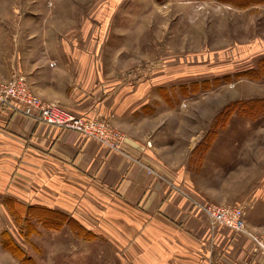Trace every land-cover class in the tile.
Instances as JSON below:
<instances>
[{
    "label": "rangeland",
    "instance_id": "obj_1",
    "mask_svg": "<svg viewBox=\"0 0 264 264\" xmlns=\"http://www.w3.org/2000/svg\"><path fill=\"white\" fill-rule=\"evenodd\" d=\"M110 44L132 63L126 91H140L122 123L141 135V162L196 203L240 208L264 238V0H0V83L23 80L77 116L103 113L82 106L88 68L75 62L100 45L108 69ZM119 256L69 215L0 192V264L128 263Z\"/></svg>",
    "mask_w": 264,
    "mask_h": 264
},
{
    "label": "crops",
    "instance_id": "obj_2",
    "mask_svg": "<svg viewBox=\"0 0 264 264\" xmlns=\"http://www.w3.org/2000/svg\"><path fill=\"white\" fill-rule=\"evenodd\" d=\"M104 47L119 52L111 65H106L109 68H103L100 45L92 46V59L75 62V67L86 66L88 75L79 73L75 81L84 90L79 96L82 106L90 104L92 113H103L99 116L123 129L130 158L93 138L33 122L3 106L0 192L32 207L69 215L115 246L124 262L138 259L143 264H264V254L251 240L225 226L211 228L209 218L178 183L149 174L141 151V135L122 123L133 122L131 116L140 109L124 108L129 94L136 100L140 96L137 86L126 91L125 84L129 85L134 74L126 69L132 63H125L123 45ZM129 58L133 59L132 52ZM138 71L136 75H140ZM98 95L102 96L101 102L94 106L92 96Z\"/></svg>",
    "mask_w": 264,
    "mask_h": 264
},
{
    "label": "built area",
    "instance_id": "obj_3",
    "mask_svg": "<svg viewBox=\"0 0 264 264\" xmlns=\"http://www.w3.org/2000/svg\"><path fill=\"white\" fill-rule=\"evenodd\" d=\"M3 106L12 108L33 122L93 138L111 151L129 157L125 150L126 135L107 118L87 119L69 112L56 103L46 102L34 95L23 80L11 79L0 83V107ZM148 172L151 175H157L153 170L149 169ZM196 204L214 224L246 234L264 254V238L247 229L244 214L240 208Z\"/></svg>",
    "mask_w": 264,
    "mask_h": 264
}]
</instances>
